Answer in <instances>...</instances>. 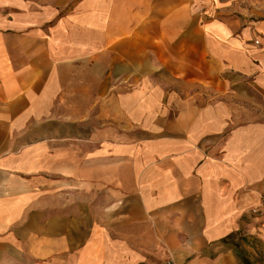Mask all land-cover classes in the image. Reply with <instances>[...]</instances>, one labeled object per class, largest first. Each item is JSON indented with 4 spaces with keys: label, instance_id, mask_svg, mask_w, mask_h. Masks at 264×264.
<instances>
[{
    "label": "crops",
    "instance_id": "obj_1",
    "mask_svg": "<svg viewBox=\"0 0 264 264\" xmlns=\"http://www.w3.org/2000/svg\"><path fill=\"white\" fill-rule=\"evenodd\" d=\"M242 1L0 0V264L264 248V21Z\"/></svg>",
    "mask_w": 264,
    "mask_h": 264
},
{
    "label": "trees",
    "instance_id": "obj_2",
    "mask_svg": "<svg viewBox=\"0 0 264 264\" xmlns=\"http://www.w3.org/2000/svg\"><path fill=\"white\" fill-rule=\"evenodd\" d=\"M256 238L244 234V232H237L227 236L223 243L234 250L237 264H262L261 260L251 257L247 246H254ZM264 264V263H263Z\"/></svg>",
    "mask_w": 264,
    "mask_h": 264
},
{
    "label": "rangeland",
    "instance_id": "obj_3",
    "mask_svg": "<svg viewBox=\"0 0 264 264\" xmlns=\"http://www.w3.org/2000/svg\"><path fill=\"white\" fill-rule=\"evenodd\" d=\"M242 2L246 5L247 8H249L248 9L249 13H248V15H246L247 18H249L250 20L255 21V22L256 21H261V22L264 21V5L263 4L255 3V2L253 3L252 0H243ZM250 9L256 10V13L251 12ZM260 45H261L260 46L261 49H264V42L263 41L260 42ZM256 244L259 246V250L256 253L251 252V251H249V252H250L252 258L261 260V262L263 264L264 263V248L261 247V244L258 242V240L254 242V246H256ZM254 246L249 245V246H247V248L248 247H254ZM248 250H249V248H248Z\"/></svg>",
    "mask_w": 264,
    "mask_h": 264
},
{
    "label": "built area",
    "instance_id": "obj_4",
    "mask_svg": "<svg viewBox=\"0 0 264 264\" xmlns=\"http://www.w3.org/2000/svg\"><path fill=\"white\" fill-rule=\"evenodd\" d=\"M256 44H259V40L255 41ZM166 264H171L170 262L166 263Z\"/></svg>",
    "mask_w": 264,
    "mask_h": 264
}]
</instances>
